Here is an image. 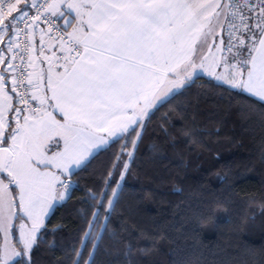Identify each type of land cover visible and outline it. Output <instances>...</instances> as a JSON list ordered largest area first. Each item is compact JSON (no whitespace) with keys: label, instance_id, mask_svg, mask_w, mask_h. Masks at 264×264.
<instances>
[{"label":"snow or ice","instance_id":"obj_1","mask_svg":"<svg viewBox=\"0 0 264 264\" xmlns=\"http://www.w3.org/2000/svg\"><path fill=\"white\" fill-rule=\"evenodd\" d=\"M197 69L264 123V0H0V264H36L38 233L70 187L65 174L86 170L93 149L118 134L125 142L80 202L87 207L73 209L83 228L69 264H96L105 235L124 264L133 255L124 235L163 239L155 227L109 225L148 124L201 78Z\"/></svg>","mask_w":264,"mask_h":264},{"label":"trees","instance_id":"obj_2","mask_svg":"<svg viewBox=\"0 0 264 264\" xmlns=\"http://www.w3.org/2000/svg\"><path fill=\"white\" fill-rule=\"evenodd\" d=\"M200 77L155 112L135 164L129 163L131 174L123 181L116 177L124 194L110 230L119 233L121 221L127 220L153 235L155 227L164 236L153 246L148 239H137L136 232L121 234L133 243L132 264H264V123L258 112L245 107L247 99L213 88V79ZM124 142L120 137L112 140L106 151L89 159L86 170L79 168L67 177L71 189L66 199L45 220L48 232L38 233L36 264H69L67 257L74 244L79 247L83 228L73 209L87 207L80 202L97 188L112 152ZM153 144L160 146L155 157L148 151ZM117 247L105 235L96 264H124ZM139 248L148 251L141 254Z\"/></svg>","mask_w":264,"mask_h":264},{"label":"crops","instance_id":"obj_3","mask_svg":"<svg viewBox=\"0 0 264 264\" xmlns=\"http://www.w3.org/2000/svg\"><path fill=\"white\" fill-rule=\"evenodd\" d=\"M6 43H7V37L5 38V45H6ZM196 75H198V76L201 75V76L209 77V76L207 75V73H205V72H203L202 70H199V69H197ZM209 78H211V77H209ZM211 79H213V78H211ZM178 90H180V89H176L175 91H178ZM121 135H124V134H118L116 137H112V138L110 139L109 143H110L112 140H114V139H116V138H119ZM107 145H108V144H107ZM107 145H103V146H102V149L105 148ZM53 150H55V149L53 148ZM99 150H101V149H93V154H92V156H93L94 154H96ZM92 156H91V157H92ZM91 157H89V159H90ZM79 168H80V167H77V166L73 165V166L71 167V174H72L74 171H76L77 169H79ZM71 174H70V175H71ZM65 176L68 177L69 174H65ZM64 178H65V177H62V179H64ZM65 181H66V180H65ZM5 183H7V180H6V179H5ZM59 191H61V190L59 189ZM67 195H68V192L65 193V199H66ZM61 202H63V201H61V200H57V201H55V202H54V207H55L56 205L60 204ZM54 207H53V208H54ZM53 208L49 210V214L51 213V211L53 210ZM49 214H48V216H49ZM48 216H47V217H48ZM47 217L45 218V220L47 219ZM22 222H23V221L18 220V221H17V225H19V224L22 223ZM2 243H3V239H2V235H0V244H2Z\"/></svg>","mask_w":264,"mask_h":264},{"label":"built area","instance_id":"obj_4","mask_svg":"<svg viewBox=\"0 0 264 264\" xmlns=\"http://www.w3.org/2000/svg\"><path fill=\"white\" fill-rule=\"evenodd\" d=\"M226 33H225V38H226ZM66 183H68V181H65ZM71 189V184H70V187H69V189H68V191Z\"/></svg>","mask_w":264,"mask_h":264},{"label":"rangeland","instance_id":"obj_5","mask_svg":"<svg viewBox=\"0 0 264 264\" xmlns=\"http://www.w3.org/2000/svg\"><path fill=\"white\" fill-rule=\"evenodd\" d=\"M61 191H63V189H60Z\"/></svg>","mask_w":264,"mask_h":264}]
</instances>
